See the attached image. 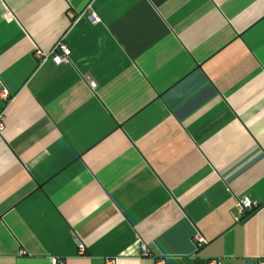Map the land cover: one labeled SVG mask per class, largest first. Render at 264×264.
I'll use <instances>...</instances> for the list:
<instances>
[{
  "label": "crops",
  "instance_id": "obj_1",
  "mask_svg": "<svg viewBox=\"0 0 264 264\" xmlns=\"http://www.w3.org/2000/svg\"><path fill=\"white\" fill-rule=\"evenodd\" d=\"M0 114V264L264 261V0H0Z\"/></svg>",
  "mask_w": 264,
  "mask_h": 264
},
{
  "label": "built area",
  "instance_id": "obj_2",
  "mask_svg": "<svg viewBox=\"0 0 264 264\" xmlns=\"http://www.w3.org/2000/svg\"><path fill=\"white\" fill-rule=\"evenodd\" d=\"M94 21H97L96 17L94 16ZM71 50L64 45L62 42H59L53 49L50 55V59L54 62L55 65H64L66 63L70 62V57H71ZM35 56L38 60L43 59L47 55L42 54L41 51L37 50L35 52ZM44 60V59H43ZM91 85L94 88L95 83L91 81ZM1 95L2 98L7 99L8 98V93L5 89H1ZM6 130V125L4 123V115L0 114V139L2 138V134ZM252 210V204L248 201V199L243 200L240 204H238V215L234 217L235 221H239L241 217L244 216L245 212L251 211ZM196 243L198 247L204 246L206 244V240L204 237H202L200 234H197L195 236ZM142 248L145 250V247L142 246ZM78 249H79V255L84 256L86 254L85 247L82 244L78 243ZM26 251L20 250L19 255L24 256L26 255ZM52 264H65L63 261L60 260H53ZM210 264H220L218 260L211 261ZM259 264H264L263 262H260Z\"/></svg>",
  "mask_w": 264,
  "mask_h": 264
}]
</instances>
